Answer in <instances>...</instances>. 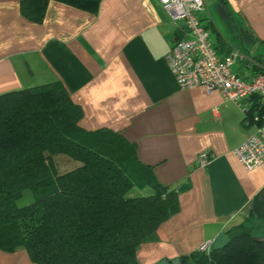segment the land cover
<instances>
[{
  "label": "crops",
  "instance_id": "0c3cea01",
  "mask_svg": "<svg viewBox=\"0 0 264 264\" xmlns=\"http://www.w3.org/2000/svg\"><path fill=\"white\" fill-rule=\"evenodd\" d=\"M204 3L199 17L217 53L244 57L233 72L249 80L264 69V0ZM181 24L158 0H100L94 12L49 0L40 22L23 16L19 0H0V94L60 82L82 111L81 127L118 132L177 190L178 211L139 246V264H192L183 257L242 223L264 244V170H246L233 152L253 128L218 90L177 85L165 55ZM202 151L211 159L199 167ZM0 264L36 263L19 247L0 249Z\"/></svg>",
  "mask_w": 264,
  "mask_h": 264
},
{
  "label": "trees",
  "instance_id": "16d2710c",
  "mask_svg": "<svg viewBox=\"0 0 264 264\" xmlns=\"http://www.w3.org/2000/svg\"><path fill=\"white\" fill-rule=\"evenodd\" d=\"M56 1L94 12L100 0ZM48 2L19 5L40 22ZM81 117L60 82L0 94V249L23 248L36 264H139V246L178 211L177 190L139 163L133 143L111 129H84ZM25 191L33 199L18 205ZM226 234L224 248L182 262L264 264L251 226Z\"/></svg>",
  "mask_w": 264,
  "mask_h": 264
},
{
  "label": "built area",
  "instance_id": "2783aa9c",
  "mask_svg": "<svg viewBox=\"0 0 264 264\" xmlns=\"http://www.w3.org/2000/svg\"><path fill=\"white\" fill-rule=\"evenodd\" d=\"M161 8L179 25V35L165 55V61L180 88L202 86L218 90L224 99L233 101L243 113L242 124L252 127L233 152L248 170H264V69L249 80L232 70L235 59L244 58L238 51L225 56L217 53L209 36L207 24L199 17L205 9L204 0H158ZM211 155L202 151L196 163L204 167ZM197 251L209 253L211 242H203Z\"/></svg>",
  "mask_w": 264,
  "mask_h": 264
},
{
  "label": "water",
  "instance_id": "95a60500",
  "mask_svg": "<svg viewBox=\"0 0 264 264\" xmlns=\"http://www.w3.org/2000/svg\"><path fill=\"white\" fill-rule=\"evenodd\" d=\"M229 240L230 239L228 238V236L225 233L221 232L213 239L211 243V249L217 250L224 248L229 243ZM155 264H181V259L179 257L170 260L163 258Z\"/></svg>",
  "mask_w": 264,
  "mask_h": 264
},
{
  "label": "rangeland",
  "instance_id": "374dc122",
  "mask_svg": "<svg viewBox=\"0 0 264 264\" xmlns=\"http://www.w3.org/2000/svg\"><path fill=\"white\" fill-rule=\"evenodd\" d=\"M233 69L235 70V66L233 67ZM32 196L28 191H25L23 193V195L17 200V204L18 205H23V204H27L30 201H32ZM255 235V234H254Z\"/></svg>",
  "mask_w": 264,
  "mask_h": 264
}]
</instances>
